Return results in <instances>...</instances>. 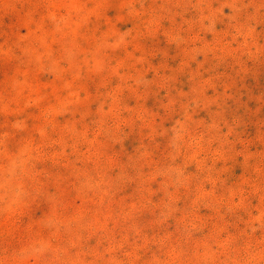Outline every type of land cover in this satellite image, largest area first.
<instances>
[{
    "label": "rangeland",
    "instance_id": "obj_1",
    "mask_svg": "<svg viewBox=\"0 0 264 264\" xmlns=\"http://www.w3.org/2000/svg\"><path fill=\"white\" fill-rule=\"evenodd\" d=\"M0 264H264V0H0Z\"/></svg>",
    "mask_w": 264,
    "mask_h": 264
}]
</instances>
